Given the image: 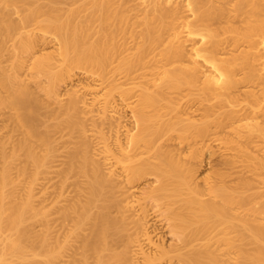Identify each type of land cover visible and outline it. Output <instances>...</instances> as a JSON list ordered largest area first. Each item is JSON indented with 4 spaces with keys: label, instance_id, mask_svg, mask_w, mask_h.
<instances>
[{
    "label": "bare ground",
    "instance_id": "1",
    "mask_svg": "<svg viewBox=\"0 0 264 264\" xmlns=\"http://www.w3.org/2000/svg\"><path fill=\"white\" fill-rule=\"evenodd\" d=\"M0 120V264H264V0H0Z\"/></svg>",
    "mask_w": 264,
    "mask_h": 264
},
{
    "label": "rangeland",
    "instance_id": "2",
    "mask_svg": "<svg viewBox=\"0 0 264 264\" xmlns=\"http://www.w3.org/2000/svg\"><path fill=\"white\" fill-rule=\"evenodd\" d=\"M13 17H14V18H18L16 15H14ZM46 48L48 49V51H49V50L51 51L54 47H53V44H49V46H47ZM46 48H45V51H47ZM77 73H79V71H77ZM78 75H79V76H78ZM78 75L76 76L77 78L75 77V79L72 80V82L70 81V82H68L66 85H62L63 87H61V91H60V92H61V93H65L66 89L68 90V88H70V87H71V89H73V88L76 89V88H78V87L80 86V84H85V83H89V82H90V83H92V82L94 83V80H93L92 78L88 77L86 74H82V75H81V73H79ZM86 77H87V78H86ZM91 79H92L93 81H91ZM84 80H85V81H84ZM69 83H70V84H69ZM76 83H77V84H76ZM71 89H70V90H71ZM97 93H98V94H101L102 92L100 91V92H97ZM86 97H90V96L86 95ZM65 98H66V96H65ZM65 98H64V100H65ZM53 107H56V106L54 105ZM0 122H1V123H0V126H1V127L5 125V122H3V121H1V120H0ZM3 123H4V124H3ZM6 123H7V122H6ZM50 123H53V120H51ZM13 125H15V124H13ZM1 127H0V142L3 141V143H4L5 138H3L2 135L6 136V133H5V132H6L7 129H6V130H5V129L1 130ZM52 129H54V128L52 127ZM4 133H5V134H4ZM2 138H3V139H2ZM1 143H2V142H1ZM1 143H0V147H1ZM71 146H73V144H71ZM24 156H25V155H24ZM24 156L22 155V158H23ZM61 158H62V157H61ZM23 161H24V164H25V163H26V161H25V157H24V160H23ZM23 161L15 160L13 163H11L12 165L15 163V164H14V167L11 166V168H12L13 170L10 168V170H11V171H10V174H12V175H10L9 178H11V176H12V179H10V182H11V183L9 182L8 185H9V184H10V185H9V186H8V185L5 186V187H6V191L9 190V189L11 190V191H7V192H9V194H10V192H11L10 195H12V192H13V191H14V193H15L14 195H16V193H17V188H19V187L22 186V182H23V180H22L21 177L18 176V171H16V169H17V167H18L17 170H19V168L21 169V167H19V166H22V165H23ZM17 162H19V164H18ZM16 163H17V165H16ZM21 164H22V165H21ZM3 165H4V164L1 162V163H0V170L2 169ZM15 166H16V169H14ZM27 166H30V164H27ZM16 172H17V173H16ZM207 172H211V170L209 169V170H207ZM16 175H17V176H16ZM15 176H16V177H15ZM18 177H19L20 180L18 179ZM15 178H16V179H15ZM27 179L29 180V178H27ZM28 180H27V181H28ZM41 181H42V180H41ZM12 182H13V183H12ZM17 182H18L19 184H18V185H15V184H17ZM14 183H15V184H14ZM23 185H24V184H23ZM37 185L39 186V184H37ZM15 187H17V188H15ZM39 187H40V186H39ZM39 187H37V190H36V191H38V190L40 189ZM38 188H39V189H38ZM7 192H6V193H7ZM48 205H49V207H50L51 204L49 203ZM48 205H47V206H48ZM49 207H46V208H49ZM45 210H46V209H45ZM93 211L95 212V211H97V209L94 208ZM48 213H49V212H48ZM55 214H56V213H55ZM55 214H54V215H55ZM57 216H58V215H57ZM40 217H41V216H40ZM40 217H39V218H40ZM29 221H30V219H29ZM35 222H36V221H35ZM35 222H34V223H35ZM31 223L33 224V222H30V224H31ZM28 224H29V223H27V225H28ZM32 224H31V226L29 225V226H30L29 228L32 227L31 230H33L34 227H35V230H34L33 236H35L36 233H38V232L40 233V231H42V230L44 231V230H45V226H44V225H40V227L38 226L39 228L36 229L37 226H35L34 224H33V226H32ZM27 225H26V226H27ZM27 227H28V226H27ZM39 229H41V230H39ZM60 230L62 231V229H60ZM60 230H58V231H60ZM8 233H9L8 231H6V233L4 232V234H8ZM45 233L47 234V232H44V234H45ZM40 234H41V235H40ZM40 234H39L40 236H43V235H42L43 232L40 233ZM44 236H47V235H44ZM47 238H48V236H47ZM7 257H8L9 259H8V261H7L5 264H8V263L11 261V259H12L9 255H8ZM38 261H39V264H44V263H43V258H38ZM24 263H25V261H21V260L15 262V264H24Z\"/></svg>",
    "mask_w": 264,
    "mask_h": 264
}]
</instances>
